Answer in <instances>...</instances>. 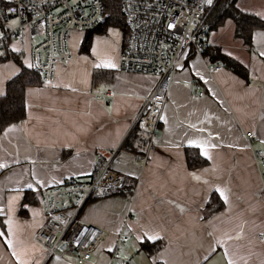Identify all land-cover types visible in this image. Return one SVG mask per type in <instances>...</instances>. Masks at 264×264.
<instances>
[{
  "label": "crops",
  "instance_id": "0c3cea01",
  "mask_svg": "<svg viewBox=\"0 0 264 264\" xmlns=\"http://www.w3.org/2000/svg\"><path fill=\"white\" fill-rule=\"evenodd\" d=\"M9 20L16 21L6 15L0 20V40L16 27L7 26ZM9 39L30 68V39ZM115 44V53L95 61L73 46L70 60L55 64L51 85L26 88L25 119L0 133V264H72L58 257L45 261L35 240L42 208L25 204L20 213L23 196L88 177L95 154L111 151L125 187L83 207L81 219L105 232L85 264H109L116 245L117 264H264V168L254 155L264 151V30L253 32L252 52L238 58L248 65V83L225 66L209 73L201 54L182 58L143 167L122 146L156 76L119 71L123 38ZM102 45L103 39L93 40L89 52ZM105 62L116 67H96ZM95 68L112 69L113 77L94 85ZM19 70L12 59L0 62V95ZM105 90L114 95L99 98ZM190 141L200 144L207 165L187 168ZM212 192L224 206L204 216ZM145 233L163 240L150 255L140 248Z\"/></svg>",
  "mask_w": 264,
  "mask_h": 264
},
{
  "label": "built area",
  "instance_id": "2783aa9c",
  "mask_svg": "<svg viewBox=\"0 0 264 264\" xmlns=\"http://www.w3.org/2000/svg\"><path fill=\"white\" fill-rule=\"evenodd\" d=\"M5 1L8 2L5 15L17 21L16 28L8 31L6 37L22 42L28 36L32 43L31 67L40 73L43 85H51L57 62L70 60V34L95 27L104 16L102 0ZM119 2L127 34L118 70L156 76L135 119V125L148 134L151 141L157 133L166 96L182 58L191 51L201 54L205 44L201 38L208 34L201 26L215 0L211 4L207 0ZM2 42L0 40V45ZM222 67L220 61L206 65L209 73ZM113 95V91L105 90L99 98ZM246 136L252 139L254 134L247 131ZM114 152H97L88 177H70L40 191L39 205L45 219L35 240L43 246L45 261L58 257L68 263L85 264L105 236L102 228L83 221L80 215L90 199L106 197L125 187L124 175L112 165ZM254 155L259 167L264 168V151L256 149ZM147 158V154L139 153L133 161L143 167ZM127 239L123 235L120 241ZM118 256L116 245L109 255V264H117Z\"/></svg>",
  "mask_w": 264,
  "mask_h": 264
},
{
  "label": "trees",
  "instance_id": "16d2710c",
  "mask_svg": "<svg viewBox=\"0 0 264 264\" xmlns=\"http://www.w3.org/2000/svg\"><path fill=\"white\" fill-rule=\"evenodd\" d=\"M104 6V16L101 23L85 31L80 45V52L89 53L91 39L94 34H105L110 27H117L122 31L123 42L127 34L124 17L120 11L119 0H102ZM8 2L0 0V20L5 17V10ZM226 21L233 24V37L240 40L242 48L251 53L253 50V32L255 30H264V17L259 14L243 10L237 6V0H215L209 9L203 23V28L208 33L219 29ZM208 36V34H207ZM205 42L202 47L201 55L206 63L222 62L223 66L234 72L236 75L250 82V73L248 65L240 59L226 53L221 46L211 42L205 37L201 38ZM10 39H5L0 45V62L12 59L20 67L19 72L6 81L5 91L0 95V133L8 126L20 123L26 117L25 90L29 86H42V77L32 67H26L22 62V54L15 52L9 47ZM196 53L191 51L188 54L190 59ZM187 58V59H188ZM113 77L112 69L95 68L92 74V83L97 85L106 82ZM158 131V130H157ZM149 136L140 130L137 126L133 127L125 142L123 148L133 154L145 152L149 145ZM185 162L188 169H196L209 163L196 146H185ZM133 183L130 194L134 190ZM39 191L32 189L26 190L22 199L20 213H24L25 204H38ZM224 202L216 192H212L203 210L204 216L214 214L223 208ZM26 212V211H25ZM163 245V240L141 242L140 248L147 254H152Z\"/></svg>",
  "mask_w": 264,
  "mask_h": 264
},
{
  "label": "rangeland",
  "instance_id": "374dc122",
  "mask_svg": "<svg viewBox=\"0 0 264 264\" xmlns=\"http://www.w3.org/2000/svg\"><path fill=\"white\" fill-rule=\"evenodd\" d=\"M237 6L243 10L253 11L264 17V0H237ZM15 25L17 26L15 20H9L7 26H10V28L12 29ZM202 29H205L203 28V23L201 26V30ZM84 33L85 32L82 31H76L75 33L70 34V51H72L73 46H76L75 49H77V52L80 51L79 48L84 37ZM26 38H28L27 35ZM205 38L209 39L213 43L220 45L223 51L231 54L236 58L241 57L245 51L241 46L240 40L233 37V24L231 21H226L219 29L209 32L208 36H205ZM96 39H103V45L97 46L96 52H81V54L88 55L94 61L98 59V56L103 59L105 54L111 56V52H116L115 42L118 43L122 41V31L117 27H110L105 34H94L92 36L90 46L92 45L93 40ZM212 261H214V259Z\"/></svg>",
  "mask_w": 264,
  "mask_h": 264
},
{
  "label": "snow or ice",
  "instance_id": "6c2138e0",
  "mask_svg": "<svg viewBox=\"0 0 264 264\" xmlns=\"http://www.w3.org/2000/svg\"><path fill=\"white\" fill-rule=\"evenodd\" d=\"M207 2L209 4H211L212 3V0H207ZM12 11H15V9H13ZM262 54H264V53H262ZM96 67L114 68V67H116V65L113 64V63H111V62H105V63H102V64H97ZM189 143L192 144V145H195L197 147H200V144L197 143L196 141H190ZM203 154L205 156H207V152L206 151ZM29 187H31V185H29ZM217 191L220 192V195L222 197H225L224 192L220 191L219 189H217ZM226 199L227 198L225 197V200ZM0 235H3V233H0ZM145 236H146L147 240H149V241H155L156 239H159V237H157V236H151V235H148L147 233H145Z\"/></svg>",
  "mask_w": 264,
  "mask_h": 264
},
{
  "label": "water",
  "instance_id": "95a60500",
  "mask_svg": "<svg viewBox=\"0 0 264 264\" xmlns=\"http://www.w3.org/2000/svg\"><path fill=\"white\" fill-rule=\"evenodd\" d=\"M62 246H64V244H62Z\"/></svg>",
  "mask_w": 264,
  "mask_h": 264
}]
</instances>
